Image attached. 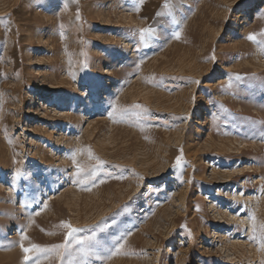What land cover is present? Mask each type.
Segmentation results:
<instances>
[{"label": "rangeland", "instance_id": "obj_1", "mask_svg": "<svg viewBox=\"0 0 264 264\" xmlns=\"http://www.w3.org/2000/svg\"><path fill=\"white\" fill-rule=\"evenodd\" d=\"M65 243L264 264V0H0V264Z\"/></svg>", "mask_w": 264, "mask_h": 264}, {"label": "snow or ice", "instance_id": "obj_2", "mask_svg": "<svg viewBox=\"0 0 264 264\" xmlns=\"http://www.w3.org/2000/svg\"><path fill=\"white\" fill-rule=\"evenodd\" d=\"M249 40H254L255 37L254 36H249L248 37ZM178 163H179V160H178ZM79 175V173H77ZM42 207H46V205H41ZM65 227H67L68 229V232H67V235L65 237V241L67 242L68 239L72 238L73 235L75 233H78L80 231H82L81 229H77V228H73L71 226V224H67V225H64ZM21 234H22V237L24 240H27L28 237L26 235H23V232L21 230ZM22 247V250L23 252L26 254L25 255V260H29V259H35V264H40V259L39 257L41 255H46V254H49V253H52V252H56L57 254L59 255H63V253L60 252L61 249H64L66 247V243L65 244H56V245H53L51 247H41L39 245H36V244H32L31 247H23V245H21ZM30 252H35L37 254V256L35 258H32V257H29L27 254L30 253Z\"/></svg>", "mask_w": 264, "mask_h": 264}]
</instances>
